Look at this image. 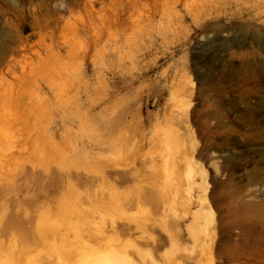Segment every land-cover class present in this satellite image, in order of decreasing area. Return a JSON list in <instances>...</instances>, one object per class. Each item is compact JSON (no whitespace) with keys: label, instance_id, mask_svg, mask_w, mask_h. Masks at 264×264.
I'll list each match as a JSON object with an SVG mask.
<instances>
[{"label":"rangeland","instance_id":"rangeland-1","mask_svg":"<svg viewBox=\"0 0 264 264\" xmlns=\"http://www.w3.org/2000/svg\"><path fill=\"white\" fill-rule=\"evenodd\" d=\"M255 1L0 0V264H264Z\"/></svg>","mask_w":264,"mask_h":264},{"label":"bare ground","instance_id":"bare-ground-1","mask_svg":"<svg viewBox=\"0 0 264 264\" xmlns=\"http://www.w3.org/2000/svg\"><path fill=\"white\" fill-rule=\"evenodd\" d=\"M131 3V2H130ZM255 5L257 6V7H259L260 9H264V0H256L255 2ZM259 18L260 19H263L264 18V14L263 13H261L260 14V16H259ZM258 45L260 46V41L258 40ZM68 186V185H67ZM76 186V185H75ZM69 187V186H68ZM70 188V187H69ZM72 188H73V186H72ZM71 188V189H72ZM68 190V189H67ZM66 190V191H67ZM73 191H75L74 190V188H73ZM76 191L78 192L79 190H77L76 189ZM75 191V192H76ZM71 193H73V192H71ZM81 194V193H80ZM79 194V195H80ZM138 201V200H137ZM137 206V205H136ZM200 213H203V211L202 212H200V209H196V210H194L193 211V213H192V215H193V217L194 218H196L197 216H201L200 215ZM205 215V214H204ZM203 216V215H202ZM199 218V217H198ZM197 220V219H196ZM1 227H4V224H2L1 225ZM87 229L89 230V232L91 231L88 227H87ZM86 229V230H87ZM1 230H4V229H1ZM85 230V229H84ZM84 230H82V231H80L79 232V236L82 238V240H87L88 242H90V243H92L93 244V246H92V248H88V251H90L91 252V255H97V254H99L100 252H99V249H98V252H96L95 250H97V249H95V248H97L98 246H97V244H95V242H97L96 240H94V238H91V239H88L89 238V236H88V238H86L83 234H80V233H83V231ZM86 232V231H85ZM84 232V233H85ZM91 232H93V231H91ZM93 233H95V232H93ZM90 234H92V233H90ZM101 234V233H100ZM102 234H104V233H102ZM88 235V234H87ZM93 235V234H92ZM98 235H99V233H98ZM97 235V236H98ZM106 235V234H105ZM105 235H103V236H105ZM106 236H108V235H106ZM99 237H102V236H98V238ZM110 237H111V235H110ZM108 238V237H107ZM103 239H104V237H103ZM106 239V238H105ZM117 239V238H116ZM105 241V240H104ZM108 241H109V243L111 242V239L109 240L108 239ZM260 242V241H259ZM104 243V242H103ZM102 243V244H103ZM107 244V243H106ZM112 244V243H111ZM255 245H256V243H255ZM135 246V245H134ZM110 247V246H109ZM108 247V248H109ZM264 247V246H263ZM102 248H103V246H102ZM106 248V247H105ZM104 248V249H105ZM260 248V247H259ZM264 256V255H263ZM94 259V261L95 260H97L96 261V264H118V262H127V259H126V257L125 256H123V255H120V254H118V253H114V252H110L109 254H104V256H99V257H97V258H93ZM62 263H64V259H63V257L61 256V255H56V259H52V260H49L48 262H44V263H42V264H62ZM28 264H38L37 262H36V260L35 259H33V258H30V260H29V263ZM81 264H83V262L81 263ZM126 264H130V261H128Z\"/></svg>","mask_w":264,"mask_h":264}]
</instances>
